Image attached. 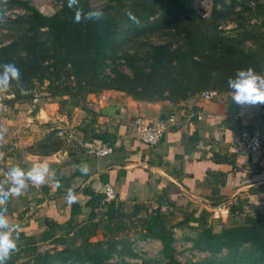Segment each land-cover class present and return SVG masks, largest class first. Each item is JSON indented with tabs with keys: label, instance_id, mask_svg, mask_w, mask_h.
<instances>
[{
	"label": "trees",
	"instance_id": "1",
	"mask_svg": "<svg viewBox=\"0 0 264 264\" xmlns=\"http://www.w3.org/2000/svg\"><path fill=\"white\" fill-rule=\"evenodd\" d=\"M191 2L178 0V9L195 14ZM212 2L214 10L217 5L225 4L224 0ZM6 3L26 11L25 17L13 21V26L20 29L19 35L12 42L0 45V65L14 63L22 74L19 84L12 83L16 87L12 101L31 102L32 94L20 93L38 84L44 85L49 98L58 99L60 109L69 105L65 111L67 117L73 108L80 107L86 112L78 126L85 147L97 142L113 146L115 141L113 133L100 128L99 114L86 100L89 94L117 90L136 100L177 103L207 89L232 93L227 82L238 69L253 67L264 73V54L226 44L213 33L186 37L188 29L186 43L183 40L177 46L169 42L152 45L141 58L127 54L124 58L129 73H125L116 66L115 52L123 30L109 5L92 8L87 0H80L79 6L84 12L100 9L105 18L75 23V9L68 8L67 0L52 15L43 14L27 0H6ZM138 19L140 24L148 18ZM139 24L131 21L129 25L134 26L128 29L134 30ZM54 134V130H49L44 142ZM44 142L41 147H46ZM67 147L65 144L37 153L49 155ZM55 180L61 181L62 177L56 174ZM256 189L264 191V183ZM83 193L89 195L85 219L77 220L82 213V206L77 202L70 205V218L66 221L46 217L40 232L20 231L18 250L8 264H111L109 261L114 257H136L132 246L137 240L159 241L163 264H182L176 257L174 229L190 222L195 225L189 227L197 230L191 238L193 248L211 255L197 264H264L262 212L245 215L241 222L215 232L204 210L198 215L188 212L181 220L172 222L160 206L135 203L127 212L119 200L103 201L102 192L86 188ZM243 247L247 248L242 250Z\"/></svg>",
	"mask_w": 264,
	"mask_h": 264
},
{
	"label": "crops",
	"instance_id": "2",
	"mask_svg": "<svg viewBox=\"0 0 264 264\" xmlns=\"http://www.w3.org/2000/svg\"><path fill=\"white\" fill-rule=\"evenodd\" d=\"M88 96L92 109L99 114L100 128L115 135L113 151L105 156L93 157L84 152L86 147L78 126L85 114L73 124L72 112L69 117L60 115L55 112L58 105L53 101L38 106L28 104L31 114L20 110L17 119L30 120L33 125H41L46 119L65 121L67 126L62 128L73 133L67 149L49 155L29 153L27 147L40 133L26 130L20 139L28 137V140L15 144L16 128H3L5 138H12L9 143L14 144L5 150L2 148L4 158H18L20 149L15 147L24 146L26 158L20 167L28 168L46 160L62 177L59 187L55 186L56 180L40 187L29 183L21 196L10 198V208L5 214L11 223L20 225V231L40 232L46 217L57 222L69 219L70 205L66 201L69 189L76 190L82 206L77 220L85 219L89 195L83 190L103 193L105 183L113 187L115 200L123 202L125 211L129 212L135 203L160 206L172 222L181 220L188 212L198 215L204 210L210 216L209 223L221 230L241 222L245 215L264 213V191L256 189L264 183V105L253 106L254 110L246 116L250 128L261 130L262 139L258 152H248L237 139L241 124L232 117L238 108L232 101V93L220 94L212 100L203 99L199 94L177 103L136 100L117 90H103ZM193 111L200 113L201 118L189 117ZM169 115H174L176 122L169 124L156 146L141 142L130 125L136 116L156 120ZM1 118L10 123V116ZM4 165L7 172L8 166ZM84 165L89 169L87 174L80 170ZM5 181L6 177L2 183L8 187ZM190 225L195 224L190 222Z\"/></svg>",
	"mask_w": 264,
	"mask_h": 264
},
{
	"label": "rangeland",
	"instance_id": "3",
	"mask_svg": "<svg viewBox=\"0 0 264 264\" xmlns=\"http://www.w3.org/2000/svg\"><path fill=\"white\" fill-rule=\"evenodd\" d=\"M27 1L46 15L56 13L61 9L63 2V0ZM87 1L92 8H102L109 5L111 7V13L119 18L123 32L119 37L118 46L115 49L117 55L116 66L125 73H129L124 58L127 54H135L138 58H141L150 51L152 45L164 44L167 42L172 43L174 46L182 44L183 40H185L186 29L189 30L186 37L188 34L191 36H202L213 33V35H218L220 41L226 44L231 43L239 49L253 50L262 55L264 54V0H224L225 4L217 5L215 10L212 0H192L191 6L195 10V14H187L180 11L177 6L178 0ZM129 9L131 11L133 10L137 18H148L142 20L134 30L128 29L129 27L132 28L134 26L129 25L131 20L126 15V11ZM25 15L26 11L22 8L11 6V4L6 3V0H0V45L12 42L19 35L20 29L19 27L13 26L15 24L13 21L21 16L25 17ZM127 32L128 35L125 36V33ZM176 33H179V35L177 36ZM15 88L16 87L12 86L9 91L0 93V106H3L2 109H0V116H10V123H8V120L6 119H0V130L7 127H15V134L13 135L17 138L14 140L15 144L19 142L20 144H24L28 140V137L23 138L22 141L20 139L23 133L26 134V130L40 133L38 136H34L32 139L33 144L27 147L29 153L48 152L51 148L65 145L60 135L56 134L58 128L67 126L65 121L61 122L59 119L55 121L53 119H46L41 125H33V123H30V120L17 119L20 110L25 114L31 112L28 104H37L38 106L45 101H53L57 103L58 99L49 98L47 92L44 91V85L39 86L38 84H35L31 89L21 91L20 94H32L33 98L31 102H26L24 105L20 106L19 104H22L23 102L17 101L14 103L12 101ZM217 94L219 96L220 94L227 93L217 92ZM88 97L89 96L87 95L86 100L88 106L91 107ZM68 106L65 105L60 109L58 105L55 112H60V115H65ZM71 112V122H73V124H76V121L82 118V114L86 115V112L80 109V107L73 108ZM53 122H55V124ZM50 125L52 126L51 128ZM46 127H49V129ZM49 130H54L55 134L51 140H48L47 138V142H44V138L48 136L46 134ZM41 135L43 138H41ZM5 137L3 145L0 146L1 183L5 177L4 173H6L7 170L4 164L10 169L14 166H20V164L24 165L23 162L26 158L24 146H21V148L15 147L20 149L17 154L18 158L15 157L16 160H7L4 158L2 151L14 145L9 143L12 138ZM43 142L46 144V147H41ZM11 161L13 163H11ZM16 163L17 165H15ZM210 225L215 232L220 231L219 226L216 227L211 223ZM189 226L191 225L186 223L183 228L174 229V248L176 251V257L182 264L202 263L208 260L211 255L207 252H201L193 248L191 238L196 236L197 230H194ZM132 247L136 253V257H114L109 262L111 264H163L165 262V259L161 254V244L157 240H137L134 241ZM245 248L247 247H243L242 250ZM224 254L225 252L216 255V257L218 258Z\"/></svg>",
	"mask_w": 264,
	"mask_h": 264
},
{
	"label": "clouds",
	"instance_id": "4",
	"mask_svg": "<svg viewBox=\"0 0 264 264\" xmlns=\"http://www.w3.org/2000/svg\"><path fill=\"white\" fill-rule=\"evenodd\" d=\"M79 5L80 0H67L68 8L75 9V23L101 21L105 18L103 10L92 9L84 12ZM126 15L133 23L139 24V19L130 9L126 11ZM21 75L20 69L14 63L0 65V93L9 91L14 81L19 84ZM227 83L232 92V101L237 105H264V73L257 72L253 67L238 69ZM2 107L0 106V109ZM5 132L6 129L0 130V146L4 143ZM80 170L85 174L89 171L87 165L82 166ZM4 175L8 187L5 189L0 186V264H8L12 254L18 250L20 238V225L11 223L5 214L10 198L21 196L29 187V183L33 187H40L49 180L56 179V172L46 160L33 163L28 168L11 167ZM55 186H60L59 181H56ZM78 199L75 191L69 189L66 195L67 203H77Z\"/></svg>",
	"mask_w": 264,
	"mask_h": 264
},
{
	"label": "built area",
	"instance_id": "5",
	"mask_svg": "<svg viewBox=\"0 0 264 264\" xmlns=\"http://www.w3.org/2000/svg\"><path fill=\"white\" fill-rule=\"evenodd\" d=\"M200 97L206 100H212L218 97V94L214 90H205L200 93ZM254 110L253 106H241L238 105L236 112L232 114L233 118L240 120V128L237 133V139L239 144L248 152H258L261 149L262 139L261 130L257 128H250L249 122L246 116ZM195 116L197 119L201 118V114L198 112H191L189 117ZM176 119L174 115H169L165 118H158L156 120H148L141 116H136L131 119L130 125L134 132L137 134L139 140L148 146H156L160 143L164 133L169 127L170 123H175ZM56 134L60 135L65 144L73 139V133L68 128H58ZM113 151V146L97 142L92 146L85 148V154L93 157L105 156ZM0 186H4L0 183ZM103 201H111L115 199V192L113 187L105 183L103 188Z\"/></svg>",
	"mask_w": 264,
	"mask_h": 264
}]
</instances>
